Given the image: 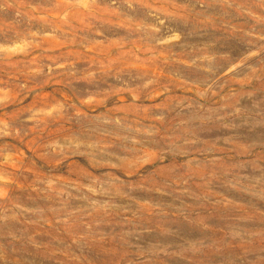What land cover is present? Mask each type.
<instances>
[{
	"label": "rangeland",
	"instance_id": "374dc122",
	"mask_svg": "<svg viewBox=\"0 0 264 264\" xmlns=\"http://www.w3.org/2000/svg\"><path fill=\"white\" fill-rule=\"evenodd\" d=\"M0 264H264V0H0Z\"/></svg>",
	"mask_w": 264,
	"mask_h": 264
}]
</instances>
